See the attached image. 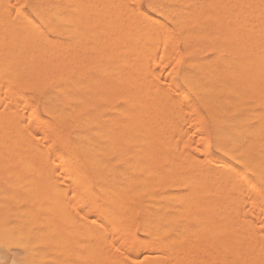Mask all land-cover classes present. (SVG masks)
<instances>
[{"label":"bare ground","instance_id":"1","mask_svg":"<svg viewBox=\"0 0 264 264\" xmlns=\"http://www.w3.org/2000/svg\"><path fill=\"white\" fill-rule=\"evenodd\" d=\"M5 1L7 2V0H5ZM5 1L0 0V85L3 84V85H1V88H2V86L5 85L4 83L8 82V84H9V81L12 83L17 82L19 84V81L22 80L23 78L33 77V75H35V74L41 75V72L43 70L44 65L48 63L47 62L48 61L47 60V57H48L47 47H48V45L50 46V44H52V41L50 39H48L46 36L48 33L54 34L60 40H67L69 42L71 41V42H73V44H76V45L79 43L82 44L83 48L85 49V54H86L87 49H89V51H90V49L93 50L95 48V46H97L100 55H97V52H94L97 50H94L93 52L101 60L99 61V66L96 67V70L98 68L99 72L103 76L104 75L109 76L110 74L111 75L112 74L119 75L120 70H118V69H120V68L123 69L124 66H129L131 68V69L129 68L130 71H132V72L134 71V74H136L138 72V69H140L141 67L149 69L150 66H152V65L154 66V62L156 63V61L155 60L153 61L151 58L156 55V54H154V51L156 52L155 48H158V47H155L154 48L155 50H153L151 44L154 43L156 45L158 42L157 43H155V42L151 43L150 42L151 44L150 43L147 44V41L149 39H150V41L154 40V38L152 39V37L155 34L157 36L161 35V37L163 38V36H164L163 34L168 33L167 28H166L168 26L163 27V25H165V24H163L164 22L162 23V21H169L174 26H176L175 28H177V27H180L182 24H184L183 22L185 21L186 17L189 18V15L190 14L193 15V13H195V12L196 13L200 12L203 15H205L206 12L208 13L209 9L218 10L215 14H217L219 12V10L220 11H227L228 10L229 13H231V10H233L230 7L233 5L228 4L230 2L229 0H228L229 2H226L224 0H202V1L201 0H182V1L187 2V3L185 2L186 5L185 6L184 5H176V6H174V8H172V6L170 5V3L174 0H165L166 2L163 4L159 2L161 0H150L149 2H151L152 4H154L156 6V11H151L152 12L151 14H145V13L141 12V13H138L137 15H134L132 13L133 16L130 18L128 17V19H129L128 21L125 20L126 19L125 18L124 21H127V22L123 23V21L119 20V18L121 17V16H119L120 15L119 11L121 13V9H123V10L125 9L124 12L126 13V10L128 8L126 9L127 6H125V8H124L123 3L125 4L129 0H127V1L126 0L125 1L124 0H63L64 8L60 7V1L61 0H43L36 7L35 16L37 17V20H35L31 16L22 15V16L18 17L17 21H15V20H13V17L10 16V14H9V18H12V19H9L7 17L6 11L8 10V6H9L8 4H10V3H8L7 4L8 6H7L4 3ZM116 1H118V3L120 4L119 5L117 3L119 5V7L122 4V8L118 9L117 8L118 6L116 7L117 4L113 5ZM122 1H124V2H122ZM178 1H181V0H177V3H178ZM256 1L257 0H249L247 2L245 1L246 6L242 2L239 3V1H238L237 2L238 4L235 5L234 10H233V11H235V13H237V15L234 13L235 16H233L232 18L228 17V16H230L228 13H227L228 15L226 14L227 17L225 15H222V14L218 15L219 14L218 13L217 14L218 16L226 17V20H229V22L226 26H224L225 25V22H224V24H223L224 27H221L219 25H221V23H223L224 19L217 16V18L215 19L216 22L213 23L214 25L209 23L212 26L211 27L212 32L209 31V28H210L209 24H207L209 26V28H207V26H204L205 24H202L201 21H198L195 23L193 20V22L195 23V24H193L194 26H192V28L190 30H188V32L184 36V38L185 37L188 38V37H191L194 35H196V36L198 35V38H199L201 36H199L200 34H198V32H200L203 29V27L204 28L206 27L208 29V32L207 31L205 32V29H204V33L209 34V32H210L211 35L214 36V38H216V39L218 38V42L220 43V45L218 46V49L211 51L214 54L218 53V55H219L218 62H216V64L212 65L209 62L203 61V59L202 60L194 59V60L190 61L189 68L191 70L189 72L184 73L181 76L180 86H182V88L185 90L186 94L193 95L195 100L206 109L207 115L211 119V122L213 124L212 139L214 142V146H215L216 151L222 155V159L220 161L215 159L213 161V163H209L207 161L210 159L212 162L213 158L211 159V158H209V156H206L204 154L205 156L203 155V158H201V157L200 158L206 164L202 162L204 165H202V163H201L199 166L200 168L196 172L192 171L193 173H191V170H190V171H188V173H190V174L185 173L184 175H182L181 173H183V172H181L180 173L181 176L176 173L177 175L180 176V178H178L177 176L176 177H177V180H181V183H182V184L180 183L181 186L178 185V187H182L181 190L176 189L177 188V186H176V188H173V189L168 190V191L167 190H161L158 193H151L150 191H148V189H151L152 183L154 185L156 183H154L152 180H151L152 183L147 182V181H142V179L140 180V183H138L137 182L138 180H136V177L139 174H141V175L143 174L144 176H149V175L151 176V175H157L158 174L159 177L156 176L158 182L157 181H155V182L160 183L161 182V181L159 182L160 179H162V178L164 179V177H166L168 175H169L168 177H171L174 175V172L180 168L179 165L181 163H179V161L183 160L181 162L182 163L184 162V158L177 162L178 158H177V156H175V154H177V152H176L177 149L179 147H181L180 144L184 143L183 139H185V138H182L180 135L183 132V131H181L182 129L180 128L181 127L180 126V124H181L180 119L182 122L186 121V120H184L186 118L181 117L182 113L184 114L186 108L181 109L180 106H181V103H183V101H184V104H182V107L186 104L185 101H186L187 96H189V95L185 96L184 95L185 93H184L183 94L184 97H182L183 95L181 96V94H182L180 91L181 89L177 88L178 90L177 89H175V90H177V91H179V93H181V94H178L179 97L176 94L178 99L180 98L179 99L180 103H179V105L177 104L178 100H177V98L176 99L173 98L174 95H172V98H171L173 101L170 102L171 99L170 100L167 99V96L169 94L167 96H166V94L168 93L170 88L174 87L171 85L172 84L171 80H170L171 83L168 82V80L171 77H167L168 79H167L166 84L169 83L172 87L165 90V91H167L166 94L159 95L161 93L160 90H159V92H158V90L157 91L154 90L155 89L154 83L157 84L156 83L157 80L154 81V83H153L152 80H150L151 78H148V77H147V79H149V81H146V79H145V81H143V82H146V83L148 82L149 84L153 83V86H154L153 90L154 91H151L152 90L151 87H153L152 84H150L151 87L149 85L148 87L145 88V90H143V89L140 90L141 88L138 89V87L144 86V84H145V83L144 84L139 83L140 85L138 84L139 85L138 87H136V84H132V85L130 84V87L128 86L129 89H126V91H125V89H124V91L122 90L120 92L116 91V92H118V94H116V95L114 93V95L117 96V98H121V100L123 102V104L121 106L119 105L118 109H116V108L114 109V107L112 108V109H114V111L116 113V115L114 114L115 117L116 116L118 117L116 119L121 122L120 125L123 126L126 124L125 126L127 129L124 126H123L124 128L123 127L120 128V129H126V131H120V132L116 131V123H117L116 119L115 118L113 119L112 117H110V115L106 116V118L101 117V120L105 119L104 121L94 120L92 118L95 117L96 115H98L99 113H98V111H95V113H94L91 109L89 110L88 106H87L88 109L86 108L85 111L83 109L80 112L81 115H79L78 109L81 107V105H79V107L77 105L81 101H83V102L86 101L88 103L89 102L91 103L92 101L102 102V103H104L103 109H105V106L110 103V99H112V97L114 98L113 93H111L113 95L112 97L109 94L107 95V91L110 90V89H108L109 85L106 87L105 85H103L104 83L103 84H97V83H94L91 81L94 84L90 88L88 87V85H87V87H85V90L88 89L87 93H85V95H84V93L81 92V91H83V88H81V86L79 89H76V91H79L78 93L77 92L76 93L71 92L72 86H75L74 85L75 81L73 79H68L64 82L61 81L62 84L60 86H58L56 89L54 88L55 90L48 93V94H44L43 91H40V89H37L36 91L39 92L38 94L40 96L39 101H43V103H44L43 104L44 114L51 116L58 123V127H60V129L61 128L63 129V127H65V126L66 127L64 129H66V128L71 129L73 127H76V129H77L76 133L73 135V139L66 141L64 144H61V145L59 143H62V142H60V139H58L57 135H56V137L54 136V141H51V143H48L47 141H45V142L42 141L41 135L43 137L46 135L45 132H44L45 135L43 134V128L45 127L44 130H46L47 128H51L52 126H49V125H46L49 127L43 126L42 119L40 117H38V115H36L35 112H34L35 114L33 113L34 110L31 111L28 109V108H30L29 107L30 105H27L28 106L27 107L26 105L23 104V103H26L25 101L22 102L24 100V98L21 99V101H19L20 98H18V96H16V94H15V96L17 97L15 100H17V99H19V100H18V102L13 103L12 101H14V100L12 98H14L13 97L14 95L12 96L11 93L9 95L7 90H6L7 92H5V93H7L9 96H12V98L8 97V95L7 96L3 95V94L0 95V172L6 171L7 174H8V171L12 172V173H18V172H24V173L26 172V173H30V174L35 173V175H33L32 178L33 179L35 178L34 181L36 180V182H37L39 180V177H36V175L38 173H40V172H47L48 173V174L46 173V176L43 175L44 173L42 174L43 177H41V178L43 180L44 177L47 178V175L50 174L52 177V173H54V172L57 173L56 172V168H57L59 170L58 172L62 173V174L59 173L61 175V179L59 180L60 182L57 183V186L53 185V183L50 185L52 187L55 186V190L57 189L56 187H58L59 185L62 187L61 190H60L61 187H59V189H57L59 191V192H57L58 194L63 190V186H66L64 188H65V191L67 190V188L70 186V185L67 186V183L72 184V187H73V185H76V184L78 185L79 188L84 187L82 185L88 179L86 180L85 177L83 178V175H81V178H80L78 175V174L82 173L84 170H89L95 175V179L97 180V184H96L95 188L98 191L99 196L96 197V192H95V195H92V194H94L93 193L94 189H93V186L90 185V182L88 185L90 190H92V191L88 190V192L90 191L92 193V194H89L90 197L87 196V194H88L87 192H86L87 193L86 195L83 194L85 188H83V189L81 188V191H77V192H79V194H81L80 196H83V197L86 196L85 198H87V199H82L83 197H81V199H82L83 203L85 202L84 200H87L86 202L89 205L86 202L85 203L87 204V206H89V209L86 210V213H87V215L89 213L90 215L93 216L92 218L90 216V218L92 219V222L90 223L91 224L90 230H88L89 231L88 235L90 234V238L87 235L88 231H86V228L88 227V225L86 226V228H83V230L86 231L87 238L89 240L91 239V242H92L91 244L89 243L91 249L86 250V251L90 250V252H88V254L86 255L87 257L90 255V260H86L87 262L90 261V264H109L111 262L110 261L111 259H112L111 264L114 263L113 258L108 259L111 256L110 255L106 256L105 251H104V249H106L105 246L107 247L110 238H112V236H111L112 234L119 236L116 240V243H115L116 247L115 248L113 247L114 248V251L112 253L113 256L114 255L117 256L116 260H118V256L120 254H122V252L127 249L129 251V255H130V257L127 261L132 262V264H133V261L135 260V258L138 257L140 254L147 253L145 255H146V258H148V259L156 258V257L152 256L151 250L153 249L154 246H156L158 244L163 245V248H164V249L162 248L163 251H161V253L163 252V255L162 256L160 255L159 257L157 256L160 259L158 264L168 263V261L171 260L172 256L175 258V259L172 258L175 260V264H189L190 259H192V258L196 259L195 256H197V255H195L193 257V251L194 250L197 251V253L200 252V255L202 254V252H205V254L207 253V255H208L207 259L202 258L204 260L200 264H211L212 261H214L216 259L218 260V261L216 260L217 263L214 261L213 264L214 263H216V264H218V263L219 264H264V249L262 250L260 247L261 244H264V242L262 241L264 239L262 237H264V236L260 234L262 236L261 237L259 235L258 232H260L261 230L259 227L256 228V226H255L259 223V222H256V218H257L256 216H259V214H258L259 210L257 209L258 212L257 211H254V213L252 212L253 215H255L254 217H256V218L254 220H252V218H250V221L253 222V224H255V225H253V228L255 227L254 230L256 229L255 231H257L256 233H257L258 237L259 238L261 237V239H259V240H261L262 242L258 240L256 235H254L255 234L254 231H253L254 233L252 232L251 235L252 236L254 235L253 237L254 238L256 237L257 239L256 238L255 239L257 240V242L259 241V243L254 244L255 240L254 239L252 240V238H251V240H248V241H250V242L253 241V242H251V243H253L252 244L253 246L249 245L248 244L249 242L246 243L247 242L246 238L244 239L243 235H240L241 232H243V234H245L246 236L250 234L249 232H251V230L253 229L252 227H251L252 229L249 227L250 223H251L250 221L247 222V221H244L242 219L243 225L241 226V229H238V230H240L239 231L240 234L238 231H232L235 228H237V225L240 223L239 220L237 221V217L239 218L241 216L240 219L243 217V215H241V214H244V213L240 212V210L241 211L243 210L242 206L244 204L246 206L248 204V202H246V201L248 200L251 202L252 199H250V198H253L252 193L250 191L248 192V194L251 193V194H249V195H251L250 198L248 197V194L246 193L247 191L245 192L244 187H247V185L245 186V184H247L248 182H251L254 185L260 183L264 188V138L262 136L263 132H264V17H261V19L259 18V20L256 17L258 22L254 20V26L252 23L251 27L248 26V27H250L248 29L246 26L249 25V21H248V23H246L247 25L245 24V22H246V20L250 19L249 17H251V16H248L250 12L248 13V15L244 14V15H247L248 18H246V16L242 17L240 15L241 13H242V15H243V13H245V11H246L244 9L245 7H247V9L249 11L250 10L254 11L256 9L255 7H257L256 6L257 3H258L257 4L258 5V7H257L258 13L261 15H264V1L262 3H260V7H259V2L256 3ZM8 2H9V0H8ZM232 3H233V1H232ZM179 4H180V2H179ZM129 6H130V3L128 4V7ZM31 7H33V6H30V8ZM129 9H130V7H129ZM123 10H122V13H123ZM248 10L246 12H248ZM257 10H255L254 12L257 13ZM233 11H232V13H233ZM130 12H128V13L131 15ZM135 12H137V11L135 10ZM220 13H222V12H220ZM223 13H226V12H223ZM211 14H213V13H211ZM211 14H209V15L212 16V18H215V14H214V16ZM123 15L129 16L126 14H123ZM253 15L256 16V14H252L251 18H253ZM156 16L161 17L162 21L157 19ZM195 16H198V15H193L194 18H192V19H195ZM258 16H260V15H258ZM203 17H205V16H203ZM122 18H123V16H122ZM206 18H208V17H206ZM244 18H246V20ZM210 19H211V17H209V20ZM186 20L188 21V19H186ZM190 20L188 21V23L190 22ZM199 20H200V18H199ZM196 21H197V18H196ZM251 21H253V20H251ZM255 23H256V25H255ZM161 25L163 27V29H162L163 31L161 30V27H160ZM173 25H171V26H173ZM158 26H159L161 31H159V28L157 30ZM123 27H125V28H123ZM164 28H166V29H164ZM189 28H190V26H189ZM169 29H171L170 31H172V28L168 27V30ZM119 30H122L123 32L128 31L127 33L129 35H131V36H128L130 38L126 39L125 42L122 43V41H123V40H121L122 37L125 38L128 34L126 36H124L126 33L123 35V32H122V34H121L122 36H121ZM111 31L114 32L113 35H115L116 31L117 32L119 31V35L117 34L116 38L121 37V39H120L121 41H119V39H116V38L115 39H116V41L121 42L123 44V49H122L123 51H121V55L119 54L120 56L117 54L118 52H120L119 50H118V52H115V50L112 51L111 49H109L110 52L117 54L116 55L117 57L114 56L115 57L114 58L115 61H113L114 63L110 62V60H111V59L109 60L110 57L108 59L106 58V56L104 54L105 51L100 52V50L103 47H105L106 45L101 47V44H103V43L99 42L100 35H102L103 33L108 34V32L110 33ZM158 31H159V33H158ZM97 33H98V35H97ZM204 33L201 32V34H204ZM107 34H105V35L107 36ZM170 34H171V32H170ZM108 35H111V34H108ZM170 36H172V35H170ZM168 37H169V34L166 35L167 39H168ZM182 37H183V34H182ZM49 38H51V37H49ZM103 38L101 41H104ZM158 38L160 40V37H158ZM166 38L164 37L163 39H165V41H166L167 40ZM111 39H114V38L111 37ZM163 39H161L159 41L161 43H158V44H162V42L164 41ZM107 40H110V39H107ZM107 40H105V41H107ZM191 40H192V38H191ZM206 40H208V39H206ZM211 40L209 39L208 43H209V41H210V43H213V42H211ZM105 41H104V43H105ZM154 41H157V40H154ZM167 41H166V43H163V45L167 44L168 43ZM71 42H70V45L72 46ZM108 42L109 41H107L106 44L111 45L110 43L108 44ZM118 42H117V44H119ZM170 42H172L171 39H170L168 44H171ZM218 42H217V44H218ZM59 43H61V42L56 41L54 43V41H53V44L55 46L56 45L60 46ZM172 43H174V41ZM204 43L207 44L206 42H204ZM98 44L100 45V47ZM113 44L115 45L114 42H113ZM65 45L66 44H64V46ZM148 45L151 47H149ZM197 45L195 46L196 48H197ZM77 46L79 47L80 45H77ZM117 46L115 45V48ZM211 46L214 47V44ZM153 47H154V45H153ZM164 47H167V46H164ZM206 47H208V46H206ZM63 48H65V47H63ZM211 49H213V48H211ZM74 50H76V49H74ZM104 50H106V49H104ZM185 50H184V52H185ZM189 50L191 51V49H189ZM207 50H209V49H207ZM68 51H70V50H68ZM77 51H79V50L77 49ZM204 51H206V48ZM215 51H217V52H215ZM53 52H55V51L53 50ZM48 53H50V52H48ZM70 53H71V51H70ZM54 55L57 56L58 54H54ZM213 55H212V57H213ZM52 56H53V54H52ZM60 56H59V58H60ZM86 56H88V55H86ZM52 59H54V58H52ZM63 59H64V57H63ZM103 59L105 60L104 62L111 63V64L110 65L104 64L102 62ZM150 61H152L153 63H151ZM58 62H60V60ZM71 62H72V60H71ZM83 62L85 64L86 60ZM83 62H81V65ZM91 62H93V61H91ZM48 64H52V62L50 61V63H48ZM63 64H65V63L63 62ZM70 66H72V65H70ZM125 68H128V67H125ZM44 70H45V67H44ZM126 70H124V72ZM141 70H139L140 71L139 73H141L140 77H142V71L144 69L142 71ZM46 71H47V69L45 70V72ZM58 71L59 70L57 69L56 72H58ZM45 72H43V74ZM99 72H97V73H99ZM124 72H122V73H124ZM146 72H144V73H146ZM72 73H73V71H72ZM74 73H76V71H74ZM74 73H73V75H74ZM93 73H94V71H93ZM122 73H120V75ZM126 73H129L128 70ZM126 73H124L126 77L129 76V74L130 75L132 74V73H129L126 75ZM149 73H151V72L149 71ZM152 74H154V73H152ZM156 75L154 74L153 76L157 77ZM74 76H76V75H74ZM131 76H132L131 78L134 80L135 79V77H133L134 75H131ZM143 76L145 77L146 75L143 74ZM149 76L153 78V76H151L150 74H149ZM47 77H48V74H47ZM116 77L117 76H114V78H113V76H110L109 78L117 80V83L120 82V81L118 82V80H120V79L122 80V78H124L123 74H122V77L120 76L121 77L120 79L119 78L116 79ZM127 78L129 79V77H127ZM136 78H138V77H136ZM83 80H84V78H83ZM92 80L95 81V78L92 77ZM115 80H113V81H115ZM142 80L137 81V82H142ZM24 81L25 80L23 79V82ZM126 81L128 82V80H126ZM88 82L89 81H87V83ZM127 82H126V84L129 85V83H127ZM114 83H116V82H114ZM114 83H112V84H114ZM123 83H125V82H123ZM123 83L121 82L120 85H122ZM21 84L22 83H20L19 85H21ZM85 85H82V87ZM124 86H126V85H124ZM4 87H6V89H8L9 85L4 86ZM77 87H78V85H77ZM158 88H160V87H158ZM11 89H12V87H11ZM51 89H53V88H51ZM1 90H3V89H1ZM15 90H16V88H15ZM12 91L14 92V90H12ZM12 91H10V92H12ZM172 91H173V89H172ZM155 92H157L158 94ZM33 93L34 92H32V94ZM152 93H153V95L155 94L154 97L158 95L157 97L154 98L158 104L155 103L156 106H152L153 107L152 110H154L153 112H155V109H157V110L162 109V114L164 113V116H163L164 119H162V122L160 121L161 123H159L157 121V119L159 118L157 116V119L155 120V121H157L156 122L157 123L156 128L151 127L150 121H152V120L149 119L150 117H148V119H147L148 121L143 119L146 116H150V115H147V113H150V111L148 110L147 107L149 105V100L151 99ZM169 93L171 94V92H169ZM252 93L253 94L254 93L259 94V96H257L258 99L256 101V104L258 107L257 109L256 108L255 109L250 108L252 105L251 106L249 105V108L246 107V106H248V104L246 106L242 105V103L244 102L243 100L246 99V96L248 94L253 95ZM256 94H255V96H256ZM33 97H35L34 94H33ZM181 97L183 98L182 99L183 101H181ZM108 98H109V100H108ZM31 100L32 99H30V101ZM174 100L177 102L174 103ZM34 101L36 102L37 100H34ZM53 101H54V103L52 104ZM65 101L69 102V104H67L65 107H62L60 104L62 102H65ZM83 102H81L80 104H82ZM253 102H255V101H253ZM18 103H19V105L22 104V105H24V107L25 106L27 107L28 110L24 109L23 107H22V109L28 111V113L26 112V114L28 116L26 114H25L26 116L24 115V112H25L24 110H22V111H21V109L18 110L19 109ZM16 104L18 106H15ZM155 104H153V105H155ZM91 105H92V103H91ZM21 106H19V107H21ZM184 107H187V109H188V106H184ZM98 108H100V107L98 106ZM112 109H110V110L107 109V110L112 111ZM187 109H186V111H188V113H190V115H192L194 113V112L192 113L193 109H188V110ZM29 111H31V113ZM101 111H103V110H101ZM193 111H195V110H193ZM186 113L187 112H185V114H184L185 116H186ZM111 114H113V113H111ZM151 115H152V112H151ZM153 115H155V114H153ZM193 115H194V117H196L195 113ZM200 115H202V114H200ZM194 117L191 116L192 119ZM197 117L194 118L193 121L190 120V122L193 123L195 120H198ZM127 118H132V120L130 119L127 122V120H125ZM123 119H124V121H126L125 124H123L124 123ZM202 121H203V119H202ZM47 122L48 121H46V123ZM185 123H183V124L185 125ZM193 124H195V123H193ZM194 128H197V126ZM184 129H186V128L184 127L183 130ZM197 129L199 130L201 128L199 127ZM50 130H52V129H50ZM178 130H179V132L181 131L180 134H179V132L177 133ZM201 130H204V129H201ZM52 132H55V131L52 130ZM174 132L177 135L176 139H177L178 135L180 136V137H178L180 140L182 138V141H180L181 143H179L178 139L177 140L175 139L179 143V145L177 146V149H176L177 143H175V145H174L173 143L175 140L172 141ZM185 134H187V133L185 132L184 134H182V136H185ZM46 137L50 138L49 135H46ZM157 137L161 138V142L164 141L161 145L162 146L161 150L163 149L162 152L165 151V153L163 152L164 155H161L163 153H161L160 155L165 156V157H161L160 161L163 158L164 160H166L165 163H167L165 169H163V167H162L163 171L161 173H158V172H160L159 170H158V172L157 171L154 172L153 171L154 168L152 170L151 169L152 166H151V168L149 166V164H150V162H148L149 158L147 159L148 150H150L149 147H150V145L154 144L153 139L157 138ZM47 139L43 138V140H47ZM48 140H53V139H48ZM151 142H152V144H151ZM125 143L127 145L130 144L131 148H132L131 152L128 155H125L126 153H124V152H126L125 148L123 146V144H125ZM157 143H159V142H157ZM58 144L60 145L59 147L61 149V152L64 151L66 153V156L64 157L63 160L60 158V156H59L60 154H59L58 150H57V152L54 151L55 149L59 148ZM155 144H156V142H155ZM55 145H57V148L54 149ZM202 145H203V143L201 144V146ZM183 146H182V148H183ZM159 147H158V149H160ZM198 147H200V146L195 147L196 150ZM153 148H154V146H153ZM48 149H50L49 150L50 152L48 151ZM158 149H156V150H158ZM175 149H176V151H175ZM151 150L149 151L150 153H151ZM161 150L159 152H161ZM193 150L195 151V149H193ZM199 150L201 152V150H203V149H199ZM199 150H197V151H199ZM181 151L182 150H180V152ZM184 151H185V154L188 157V159H190L188 162H186L188 164L187 167L192 168L193 165L194 166L196 165L195 163L197 161H194L193 159L197 155L195 156L193 153H190V152L186 153L187 150H185V149H184ZM159 152L157 155H159ZM180 152L178 154H180ZM203 153H205V151H203ZM182 154H184V152ZM182 154H180V155H182ZM191 154L194 155V157L192 159H191ZM110 156H112V159L109 158ZM186 156H185V161L188 160L186 158ZM200 156H201V153H200ZM175 157L177 160L175 159ZM204 157L205 158L208 157L207 158L208 160H205ZM155 159H156V157H155ZM201 159H199L200 162H201ZM196 160H197V158H196ZM156 161H158V160H156ZM156 161H154V162H156ZM216 161H217V163H215ZM115 163L120 164V165H125L127 167L126 171H124V172L118 171L117 176H115L114 172L116 169L113 168V165ZM197 165H199V163H197ZM190 168H188V169H190ZM156 172H157V174H156ZM177 172H180V170ZM55 173H54V176L56 175ZM0 174H2V173H0ZM30 174H28L29 176H26L29 179L32 175V174L31 175ZM72 174H75V175L77 174L78 176L73 177ZM5 176H7V175H5ZM11 176H13V175H11ZM174 176H173V178H175ZM26 177H25V179H26ZM151 177H153V176H151ZM151 177L149 179H152ZM13 178L16 179V176ZM32 178H31V180H32ZM46 178L44 179V183L46 181ZM82 178L85 179V181L81 180ZM171 178H169V179H171ZM139 179H140V177H139ZM16 181H17V179H16ZM34 181L30 182V183L28 182V184H29L28 186H32L31 184L32 183L34 184ZM53 181H54V179L52 180V182ZM118 181L120 182V184L118 183ZM164 181H165V179H164ZM25 182H27V180ZM175 182L173 183L172 187H175L174 186ZM85 184H87V182ZM252 184H250L251 187H252ZM5 185H6V183H5ZM9 185H10V183H9ZM15 185H14V187H15ZM23 185H24V183H23ZM170 185H171V183H170ZM12 186L13 185H11V187ZM28 186H25L24 188L26 189V187H28ZM36 186H37V183L33 186V191H34V187L36 188ZM38 186H39V184H38ZM51 186L48 189H50ZM88 186L86 185V187H88ZM43 187H44V185H43ZM43 187H41V188H43ZM152 187L154 188V186H152ZM28 188L26 189V191L29 190ZM76 188H77V186H76ZM31 189L32 188H30V190H29L30 192H32ZM73 189H74V187H73ZM86 189H88V188H86ZM86 189H85V191H86ZM247 189H249V188H246V190ZM44 190H46V187H44ZM51 190L54 191L55 196L58 195L55 193L56 192L55 190H53V189H51ZM154 190H157V189H154ZM255 190L257 191L256 193H258L259 189L256 188ZM29 191H28V194L30 193ZM32 193H34V192H32ZM64 193H63V195H64ZM24 194H27V193H24ZM140 194L144 195V199L142 202H140V203H142L140 206L146 210V215L143 216L144 215V213H143V215H142L143 217H141L139 219V221L138 220L137 221L141 225L142 236L148 240V244L146 247H141V246H139L140 244L137 245L138 242L136 244L135 240L138 241L139 234L137 232H132L133 230L131 228H130L131 231L126 230L128 227L125 229V225H123V222H126V220L133 222L132 210L135 209V208L133 209V205H134L133 200H134L135 196L140 195ZM258 194H261V192H259ZM258 194H256V195H258ZM6 195H7V193H6ZM11 195H13V194H11ZM45 195H47V194H45ZM52 195H53V193H52ZM246 195H247V197H246ZM28 196L30 197L31 193H30V195H27V197ZM59 196H61L60 198L62 200H60V198H57L58 197L57 196L56 198L58 200H60V204H59V201H57L58 202L57 205H58V207L62 206V208L59 209L62 212L59 210H58V212L62 216H64L65 214L68 215V213L66 212L67 209L65 211V214H63L64 210H65V209H63V206L66 205L67 200L63 202L64 205L61 204L62 201L65 200L66 196L64 195L65 198H63V196L60 194H59ZM80 196H77V198L75 200L78 201V198L80 199ZM262 196H264V195H262ZM9 197H11V196H8V198ZM32 197H33V195H32ZM46 197H48V195ZM260 197L261 196L259 195V198H257L258 201H260V199H261ZM11 199H13V198H11ZM14 199H16V198H14ZM23 199H24V197H23ZM30 199H31V197H30ZM51 199H53V198H51ZM81 199H80V201H81ZM47 200H49V199H47ZM47 200H46V202H47ZM263 200L264 199L262 197V201ZM10 201H12V200H10ZM23 201H25V200H23ZM29 201L30 200H28V202ZM53 201H55V200H53ZM30 202H32V200ZM250 202H249V205H251ZM255 202L257 203V201H255ZM251 203H253V202H251ZM260 203L262 204V202H260ZM260 203L258 202V204H260ZM263 203H264V201H263ZM1 204L3 205V203H1ZM258 204H257V206H258ZM4 207H5V205H4ZM136 207H137V204H136ZM248 207L246 209H248ZM5 208H7V207H5ZM65 208H66V206H65ZM200 210H204L205 214L200 215L201 214L199 212ZM249 210L250 209H248V211ZM261 211L264 212L263 209ZM52 212H53V208L51 210V213ZM255 212H257V215ZM245 213H246V211H245ZM94 214H97V216L99 217L98 221L93 220V219H97V218H94V217H96ZM187 214H188V217H189V214L192 215V219L194 221H196V224L198 227V229L196 228L197 231L193 230V229H195L193 226H191V227H193L192 229L191 228L189 229V230H192L191 232L188 231V227L186 229H184V227H180L181 229H177V230H179L178 232L176 231L177 233L173 231V234L176 233V236H175V238H172L171 237L172 230L174 229V227L177 224H179L178 218L181 216L184 217ZM12 215H13V213H12ZM24 215H26V213ZM24 215H23V217H24ZM28 215L29 214L27 211V216ZM247 216L245 215V217H247ZM26 217H25V220L28 221V219H26ZM87 217H89V216H87ZM260 217H261V215H260ZM262 218H264L263 215H262ZM19 219L17 218V220H19ZM91 219L89 220V222L91 221ZM186 219H187V217H186ZM20 220L22 221V219H20ZM263 220H260V223L264 224ZM184 221H185V219H184ZM194 221H192V225H194L193 224ZM134 223H133V225H134ZM241 223H242V221H241ZM107 226H108L109 230L107 229ZM180 226H181V224H180ZM259 226L262 228L261 224ZM131 227L134 228V226H131ZM245 227H248V229L246 228L249 231L248 234H246V229H245V231L243 230V228H245ZM106 230H108L110 233L108 234V232ZM258 230H260V231H258ZM262 230H263V228H262ZM230 231H232L231 235H227V233L230 234ZM129 232H130V234H129ZM192 232H193V234H191V237H192V235H193V237H195L194 235L197 233L196 234L197 238L195 239V241L190 240L193 237L192 238L188 237L189 234ZM260 233H263V232L261 231ZM28 234L30 235V231ZM251 235L247 236V238L249 239V237H251ZM20 236H22V235H20ZM169 238H172V240ZM141 239H143V238H141ZM146 239H145V241H146ZM167 239H169V240L166 241ZM33 241L34 240H32V243H35ZM86 241H87V243H86V245H87L88 240L86 239ZM30 245H33V244H30ZM28 247H29V245H28ZM157 247H159V246H157ZM206 249H208L209 252ZM107 251H109V250L107 249L106 252ZM37 254H39V253L36 252V255ZM191 254H192V256H191ZM127 255H128V253H127ZM146 258H145V260H146ZM119 259H121V258H119ZM123 260L115 262L114 264H125L127 261L125 262L124 258H123ZM39 261H42V260H39ZM195 261L198 262V260H195ZM152 263L149 262V264H152ZM34 264H37V263L34 262ZM87 264H89V262ZM128 264H130V263H128Z\"/></svg>","mask_w":264,"mask_h":264},{"label":"rangeland","instance_id":"2","mask_svg":"<svg viewBox=\"0 0 264 264\" xmlns=\"http://www.w3.org/2000/svg\"><path fill=\"white\" fill-rule=\"evenodd\" d=\"M3 1H5V0H3ZM41 1H43V0H27V3L30 5V6H33V7H28V8H23V7H21V5H23L24 4V2H25V0H9V2H8V0H7V2L5 1L4 3L7 5L8 3H10V4H8L7 6H8V10L6 11V14H7V17L9 18V14H10V16H12L13 17V20H15V21H17L18 20V17H20V16H22V15H28V16H31L32 18H34L35 20H37V17L35 16V11H36V7L38 6V4L41 2ZM125 1V0H124ZM124 1H122V2H124ZM127 1V0H126ZM130 1V2H129ZM127 3H123V7L125 8V6H127L126 7V13L124 12L125 11V9L123 10V9H121V13H122V10H123V13L121 14L120 13V11H119V16H121L120 18H119V20L120 21H123V23H125V22H127L129 19H128V17L130 18V17H132L133 16V14L134 15H137L138 13H141V11H139V10H137V9H134V8H132V4L134 3V0H129ZM150 1V0H145V3H148V2ZM202 1V0H201ZM224 1H226V2H229L228 4L229 5H233V6H230L231 7V9H233L234 10V7H235V5L236 4H238L237 2L239 1V3L240 2H242L245 6H246V2L247 1H249V0H232L233 1V3H232V1L231 0H224ZM235 1V2H234ZM264 0H257L256 1V3L257 2H259V7H260V3H262ZM160 3H165L166 1L165 0H161V1H159ZM179 2H180V4H179ZM186 1H178V3H177V0H174V1H172L171 3H170V5L172 6V8H174V6H176V5H186V3H185ZM34 3V4H33ZM118 3V1H116L113 5H115V4H117ZM130 3V9H129V7H128V4ZM36 4V5H35ZM119 4V3H118ZM116 5V7L118 8V9H120V8H122V4H121V6L119 7V5ZM258 4V3H257ZM256 4V6L258 7V5ZM11 5V6H10ZM10 7V8H9ZM14 7V8H13ZM60 7L61 8H64V3H63V0H61L60 1ZM257 7H255L254 9L255 10H257ZM32 9V10H31ZM246 11L248 10L247 9V7H245L244 8ZM135 10L137 11V12H135ZM233 10H231V13H232V11ZM254 10V11H255ZM11 11V12H10ZM130 12L131 13V15L128 13V12ZM134 11V12H133ZM218 10H215V9H209V11H208V13L206 12V14L205 15H203L202 13H200V12H198V13H193V15H198V16H195V19H192V18H194L193 17V15H189V18L188 17H186V19H188V21L190 20V22L188 23V21L185 19V21L183 22L184 24H182L180 27H177V28H175L176 26H174L171 22H169V21H162V18L161 17H159V16H156V18L157 19H159V20H161L162 21V23L163 24H165V25H163V27H165V26H168L169 28H172V31H170L171 29H169L168 30V27H166L167 28V31H168V33L166 34V35H168L169 34V37H168V39L166 38V35L165 34H163L162 36H163V38L165 37L167 40V42L169 43V41H170V39H171V41L173 42L174 41V43H172V42H170L171 44H164L163 45V43H166V41H165V39H163L162 37H161V35H159V36H157L156 34V36L154 35H152L153 37H152V39L154 38V40H157V41H154V40H151L150 41V39L147 41V44L148 43H152V42H155V43H161V42H159L161 39H163L162 41V44H154V43H150L151 44V46H152V48H153V50H155L156 49V52L154 51V54H156L154 57H152L151 59L154 61H156V63L154 62V66L152 67V66H150V68L148 69V68H144V67H141L140 69H138V72L136 73V74H134V71L132 72V71H130V67L129 66H124L123 67V69L122 68H120V69H118V70H120V73H122V72H124V70H128V72L129 73H132L131 75H134L133 77H135V79L133 80L131 77V75L129 74V73H126L127 72V70L124 72V73H126V75L127 74H129V76H127V77H129V79L125 76V74L124 73H122L123 74V77L124 78H122V80L120 79L121 77H122V74L120 75V73H119V75L121 76H119V75H115V74H110L109 76L107 75H102L100 72H99V70H98V68H97V70H96V67L97 66H99V61L101 60L98 56H96V54H94V52H97V55H100L99 54V51H98V47L97 46H95V48L92 50V49H90V51H89V49H87L86 50V54H85V49L83 48V46H82V44H77V45H80L79 47L76 45V44H73V42H71V44H72V46L70 45V42L69 41H67V40H60L57 36H55L54 34H47L46 36H47V38L48 39H50L51 41H52V44H53V41H54V43L56 42V41H60L61 43H59V45L60 46H58V45H52V44H50V46L48 45V47H47V49H48V52H50V53H48L47 52V54H48V57H47V62L48 63H50V61L52 62V64H45L44 65V67H45V70L47 69V71L45 72V70H44V67H43V70H42V72H41V75L40 74H35V75H33V77H27V78H23L25 81L23 82V79L22 80H20L19 81V84L20 83H22L21 85H19L17 82H10L9 81V84H8V82L7 83H4L5 85L4 86H8L9 85V87H8V89H6V87H4V86H2V88H1V85H3V84H1L0 85V95H8L7 93H5V92H7L8 91V93H9V95H10V93H11V95L14 97V98H12V96H9L8 95V97H11L14 101H12L13 103H16V102H18V100L19 99H17V100H15L17 97L16 96H18V98H20V100L19 101H21V99H23L24 98V100L22 101V102H26V103H23L24 105H30L29 107L30 108H28L29 110H31V111H33V113L35 112L36 113V115H38V117H40L41 119H42V124H43V126H46V125H49V126H52L51 128H47L46 130H44L45 129V127L43 128V134H44V132L46 133V135H49L50 136V138L49 137H46V135L43 137L42 135H41V138H42V141H47L48 143H51V141H54V136L56 137V135H57V137H58V139H60V142H62V143H59L60 145L61 144H64L66 141H69V140H71V139H73V135L76 133V131H77V129H76V127H73V128H71V129H68V128H66V129H64L65 127H63V129L61 130L60 129V127H58V123L51 117V116H48V115H46V114H44V112H43V101H39V92L38 91H36L37 89H40V91H43L44 92V94H48V93H50V92H52V91H54L58 86H60L61 84H62V82L61 81H66V80H68V79H73L74 81H75V86H72V88H71V92H79V91H76V89H79L80 88V86H81V88H83V91H81L82 93H84V95H85V93H87V90L88 89H86L85 90V87H87V85H88V87L90 88V87H92V85L94 84V83H97V84H103V85H105L106 87L108 86V89H110V90H108L107 91V95L109 94V95H111V97L114 95V93H115V95L116 94H118V92H120V91H124V89H125V91H126V89H129V87H130V84L132 85V84H136V87H138L140 84L139 83H141V84H144V86H141V87H138V89H140V90H145V88L146 87H148L150 84H152V86H153V83H154V81H156V83L157 84H155L154 83V85H155V89H154V86L153 87H151V85H150V87L152 88V90L151 91H154V90H158V92H159V90H160V94L159 95H161V94H166V92L167 91H165V90H167L168 88H170V87H172V86H174L173 88H170L169 89V91H168V93L166 94V96H167V99H171L172 98V95H174L173 96V98H177V100H178V105H179V103H180V98L178 99V97H179V95L178 94H181V96L185 93V90L182 88V86H180V84H181V76L184 74V73H186V72H189L191 69L189 68V63H190V61H192V60H194V59H197V60H202L203 59V61H206V62H209L210 64H216V62H218V59H219V55H218V53H212L211 51H213V50H216V49H218V46L220 45V43L218 42V38L216 39V38H214V36L213 35H211V33L209 32V34H207V33H204V29H205V32L207 31L208 32V29L207 28H209V26H210V28H209V31H211L212 32V26L210 25V24H212V25H214L213 23H215L216 22V18H217V16L218 15H220V14H222V15H225L226 16V14L228 13L230 16H228V17H233V16H235V14L237 15V13H235V11H233V13L231 14V13H229V11L227 12V11H220L219 10V14L217 15V14H215L216 12H217ZM245 11V13H243V15H242V13L240 14L242 17H244V16H246V18H248L247 17V15H248V13H249V15L248 16H251L252 17V14H256V16L255 15H253V18H251V17H249L250 19H248V20H246V18H244L245 20H246V22H245V24L246 23H248V21H249V25H247L246 27L249 29L250 27H251V24L253 23V26H254V20L255 21H257L258 22V20H259V18L261 19V17H264V15H261V14H259L258 13V10H257V13L256 12H254V11H252V10H248V12H246ZM8 12V13H7ZM220 12H222V13H220ZM223 12H226V13H223ZM133 13V14H132ZM152 12H151V10H149V11H147V12H145V14H151ZM211 13H213V14H211ZM235 13V14H234ZM19 16H18V15ZM123 14H126V15H129V16H125V15H123ZM209 14H211V15H213L214 16V14H215V18H212V16H210ZM227 14V15H228ZM244 14H247V15H244ZM260 15V16H258V15ZM16 15V16H15ZM232 15V16H231ZM122 16H123V18H122ZM125 16V17H124ZM202 18H201V17ZM203 16H205V17H203ZM200 18V20H199V18ZM206 17H208V18H206ZM209 17H211V19L209 20ZM218 17H220V16H218ZM227 17V16H226ZM226 17H220V18H222V19H224L223 20V23H221V25H219V26H221V27H224V26H226L227 24H228V22H229V20H226ZM255 17V18H254ZM258 18V20H257V18ZM126 18V19H125ZM196 18H197V21H196ZM9 19H12V18H9ZM122 19V20H121ZM124 19L125 20H127V21H124ZM230 19V18H229ZM193 20H194V22L196 23V22H198V21H201V23L202 24H205L204 26H207V28L205 27H203V29L200 31V32H198V34H200L199 36H201V37H199L198 38V35L196 36V35H194V36H191V37H188V38H184V36H185V34L188 32V30H190L191 28H192V26H194L193 24H195L194 22H193ZM244 20V21H245ZM251 20H253V21H251ZM212 22V23H211ZM222 22V21H221ZM224 22H225V25L223 26V24H224ZM251 22V23H250ZM210 23V24H209ZM191 24V25H190ZM207 24H209V26L207 25ZM258 24V23H257ZM162 25L160 26L161 27V30L163 29V27H162ZM171 25H173V26H171ZM255 25H256V23H255ZM189 26H190V28H189ZM248 26H250V27H248ZM123 28H125V27H123ZM158 28H159V26L157 27V30H158ZM166 28H164V29H166ZM179 28V29H178ZM178 29V30H177ZM211 29V30H210ZM160 30V28H159V31H161ZM177 30V31H176ZM187 30V31H186ZM120 31V35L122 34V30H119ZM119 31L117 32H115V35H113V31H111L110 33L108 32V34H111V35H108L107 33H103L102 35H100V38H99V42H102L103 44H101V47H103V46H105V47H103L101 50H100V52H104V54H105V56H106V58L108 59L109 57V60H110V62L111 63H114L113 61H115V57H117L116 55L118 54H120L121 55V51H123L122 49H123V42H125V40L126 39H128V38H130V37H128V36H131V35H129L126 31H124L123 32V35L124 36H126L127 34V36L124 38V37H122V39H121V37H119V38H116V36H117V34L119 35ZM159 31H158V33H159ZM163 31V30H162ZM166 31V32H167ZM170 32H171V34H170ZM181 32V33H180ZM201 32L202 33H204V34H201ZM101 34V33H100ZM105 34H107V36L105 35ZM182 34H183V37H182ZM97 35H98V33H97ZM105 35V36H104ZM113 35V36H112ZM170 35H172V36H170ZM178 35V36H177ZM104 38H103V37ZM115 36V37H114ZM122 36V35H121ZM196 36V37H195ZM206 36V37H205ZM49 37H51V38H49ZM106 37V38H105ZM109 37V38H108ZM111 37L112 38H114V39H111ZM157 37V38H156ZM158 37H160V40H159V38ZM171 37V38H170ZM102 38H103V40L105 41V40H107V39H110V40H107V41H109L108 42V44L110 43L111 45H107L106 43H107V41H105V43H104V41H101L102 40ZM119 39V41H121V40H123L122 41V43L121 42H118V41H116V39ZM124 38V39H123ZM191 38H192V40H191ZM194 38V39H193ZM196 38V39H195ZM198 38V39H197ZM205 40H204V39ZM55 39V40H54ZM121 39V40H120ZM183 39V40H182ZM189 39V40H188ZM200 39V40H199ZM206 39H212L211 40V42H213V43H210V41H209V43H208V40H206ZM112 40V41H111ZM197 40V41H196ZM215 40V41H214ZM112 43H111V42ZM199 41V42H198ZM218 42V44H217V42ZM69 42V43H68ZM113 42L115 43V45L117 46L116 48H115V45L113 44ZM117 42L119 43V44H117ZM198 42V43H197ZM203 42V43H202ZM204 42H206L207 44H205ZM215 42V43H214ZM201 45H200V44ZM62 44V45H61ZM64 44H66L65 46H64ZM113 44V45H112ZM174 44V45H173ZM198 44V45H197ZM206 46H208V47H206ZM214 44V47L213 46H211V45H213ZM68 45V46H67ZM99 45V44H98ZM153 45H154V47H153ZM160 45V46H159ZM189 45V46H188ZM197 45V48L195 47ZM210 45V46H209ZM222 45V44H221ZM114 46V47H113ZM149 46V45H148ZM151 46H149V47H151ZM164 46H167V47H164ZM169 46V47H168ZM61 47V48H60ZM63 47H65V48H63ZM78 47V48H77ZM97 47V48H96ZM99 47H100V45H99ZM113 47V48H112ZM155 47H158V48H155ZM56 48V49H55ZM155 48V49H154ZM186 50H185V49ZM194 48V49H193ZM205 50V48H206V51H204L203 49ZM211 48H213V49H211ZM52 49V50H51ZM59 51H58V50ZM70 50L71 51V53H70V51H68V50ZM74 49H76V50H74ZM77 49L79 50V51H77ZM81 49V50H80ZM104 49H106V50H104ZM109 49H111L112 51H114L115 50V52H118V50L120 51V52H118L117 54H115V53H113V52H110V50ZM188 49V50H187ZM189 49H191V51L189 50ZM207 49H209V50H207ZM53 50L56 52H53ZM65 50V51H64ZM94 50H97V51H94ZM103 50V51H102ZM109 50V51H108ZM184 50H185V52H184ZM94 51V52H93ZM108 51V52H107ZM201 51V52H200ZM59 52V53H58ZM67 52V53H66ZM75 54H74V53ZM184 52V53H183ZM215 52H217V51H215ZM70 53V54H69ZM92 53V54H91ZM180 53V54H179ZM186 53V54H185ZM51 54V55H50ZM52 54H53V56H52ZM54 54H58L57 56L56 55H54ZM198 54V55H197ZM214 54V55H213ZM61 55V56H60ZM64 55V56H63ZM78 55V56H77ZM86 55H88V56H86ZM108 55V56H107ZM119 55V56H120ZM212 55H213V57H212ZM51 56V57H50ZM59 56H60V58H59ZM68 56V57H67ZM115 56V57H114ZM180 56V57H179ZM63 57H64V59H63ZM77 57V58H76ZM205 57V58H204ZM50 58V59H49ZM52 58H54V59H52ZM59 58V59H58ZM154 58V59H153ZM58 59V60H57ZM106 59V60H107ZM114 59V60H113ZM208 61H207V60ZM60 60V62H58ZM70 60V61H69ZM71 60H72V62H71ZM79 60V61H78ZM86 60V62H85V64H84V62L83 61H85ZM211 60V61H210ZM65 63V64H63V62ZM88 61V62H87ZM91 61H93V62H91ZM95 61V62H94ZM105 60L103 59V63L104 64H106V65H110L111 63H106V62H104ZM178 61H179V63H178ZM189 61V62H188ZM55 62V63H54ZM79 62V63H78ZM81 62H83L82 63V65H81ZM151 63H153L152 61H150ZM212 62V63H211ZM150 63V64H151ZM60 66H59V65ZM62 64V65H61ZM64 65V66H63ZM70 65H72V66H70ZM77 65V66H76ZM89 65V66H88ZM70 66V67H69ZM84 66V67H83ZM91 66V67H90ZM94 66V67H93ZM51 69H50V68ZM90 67V68H89ZM125 67H128V68H125ZM66 68V69H65ZM80 68V69H79ZM130 68V69H129ZM57 69L59 70L58 72H56L57 71ZM122 69V70H121ZM144 71V72H146V73H144L142 70ZM148 69V70H147ZM166 69V70H165ZM173 69V70H172ZM50 70V71H49ZM65 70V71H64ZM139 70H141L142 71V77H140L141 76V73H139L140 71ZM146 70V71H145ZM72 71H73V73H74V71H76V73H74V75H76V76H74L73 75V73H72ZM93 71H94V73H93ZM149 71L151 72V73H149ZM43 72H45L44 74H43ZM50 72V73H49ZM52 72V73H51ZM64 72V73H63ZM97 72H99V73H97ZM57 73V74H56ZM60 73V74H59ZM152 73H154L157 77H154L153 75L154 74H152ZM46 74V75H45ZM47 74H48V77H47ZM51 74V75H50ZM53 74V75H52ZM143 74H145L146 76V78L143 76ZM149 74L151 75V76H153V78L152 77H150L149 76ZM58 75V76H57ZM85 75V76H84ZM136 75V76H135ZM139 75V76H138ZM170 75V76H169ZM51 76V77H50ZM74 76V77H73ZM110 76H113V78H114V76H117L116 77V79H120V80H118V82L119 83H117V80H115V79H111V78H109ZM37 79H36V78ZM61 77V78H60ZM63 77V78H62ZM71 77V78H70ZM92 77L93 78H95V81H93L92 80ZM136 77H140L139 79L138 78H136ZM147 77L148 78H151L150 80H152V82L153 83H146V82H143V81H145V79H146V81H149V79H147ZM167 77H171L169 80H168V82L169 83H171V81H172V86L168 83V84H166L167 83ZM66 78V79H65ZM83 78H84V80H83ZM107 78V79H106ZM144 78V79H143ZM31 79V80H30ZM48 79V80H47ZM77 79V80H76ZM125 79V80H124ZM143 79V80H142ZM80 80V81H79ZM89 81L88 83H87V81ZM113 80H115V81H113ZM124 80V81H123ZM126 80H128V82L126 81ZM140 80H142V82H137V81H140ZM171 80V81H170ZM22 81V82H21ZM48 81V82H47ZM52 81V82H51ZM94 82V83H92V82ZM100 81V82H99ZM102 81V82H101ZM105 81V82H104ZM26 82V83H25ZM81 82V83H80ZM114 82H116V83H114ZM121 82L123 83V82H125V83H123L122 85H120L121 84ZM126 82L127 83H129V85H127L126 84ZM11 83V84H10ZM84 83V84H83ZM112 83H114V84H112ZM78 85V87H77V85ZM86 84V85H85ZM116 84V85H115ZM139 84V85H138ZM159 84V85H158ZM174 84V85H173ZM14 85V86H13ZM30 85V86H29ZM34 85V86H33ZM82 85H85V86H83L82 87ZM112 85V86H111ZM124 85H126V86H124ZM158 87H160V88H158ZM168 87H167V86ZM16 86V87H15ZM21 86V87H20ZM114 86V87H113ZM124 86V87H123ZM129 86V87H128ZM162 86V87H161ZM177 86V87H176ZM11 87H12V89H11ZM32 87V88H31ZM74 87V88H73ZM76 87V88H75ZM110 87V88H109ZM149 87V88H150ZM15 88H16V90H15ZM31 88V89H30ZM51 88H53V89H51ZM55 88V89H54ZM117 88V89H116ZM165 88V89H164ZM177 88H179V89H181L180 91H181V93H179V91H177L178 89ZM1 89H3V90H1ZM18 89V90H17ZM75 89V90H74ZM154 89V90H153ZM172 89H173V91H172ZM175 89H177V90H175ZM5 90V91H4ZM7 90V91H6ZM12 90H14V92L12 91ZM31 90V91H30ZM35 90V91H34ZM112 90V91H111ZM10 91H12V92H10ZM116 91H118V92H116ZM164 91V92H163ZM32 92H34L33 94H34V96L35 97H33V94H32ZM110 92V93H109ZM169 92H171V94L169 93ZM178 92V93H177ZM5 93V94H4ZM111 93H113V95L111 94ZM154 93V92H153ZM153 93L151 94V99L149 100V105H148V110L150 111V113H147V115H150V116H144L145 118H143L144 120H146V121H148L147 119H148V117H150L149 119H151L152 121H150L149 123L151 124V127H154V128H156L157 127V121L159 122V123H161L162 122V119H164L163 118V116H164V113L162 114V109H160V110H157V109H155V112H153L154 110H152L153 109V107L152 106H156V104H158L157 103V101L154 99L155 97H157V96H155L154 97V95H153ZM155 93H157V92H155ZM15 94H16V96H15ZM38 94V95H37ZM158 94V93H157ZM176 94L178 95V97L176 96ZM251 94V93H250ZM250 94H248L247 96H246V99L245 100H243L244 102L242 103V105H244V106H246L247 104H248V106H246L247 108H249V105L251 106L250 108H252V109H257L258 107H257V104H256V101H257V99H258V97L257 96H259V94L257 93H252L253 95H250ZM255 94H256V96H255ZM31 95V96H30ZM114 95V98L112 97V99H110V103L109 104H107L106 106H105V109H103V105H104V103H102V102H94V101H92L91 103H92V105H91V103L89 102H86V101H81V102H83L82 104H80L81 102H79V104L77 105L78 107H79V105H81V109L79 108L78 110H79V115H81V111L84 109V111L86 110V108L88 109V107H89V110L91 109L94 113H95V111H98V115H96L95 117H93L92 119H94V120H97V121H104L105 119H102L101 120V117L102 118H106V116H109L110 115V117H112L113 119L115 118H118L117 116L115 117V115H116V113H115V111H114V109L116 108V109H118L119 108V105L121 106L122 104H123V102H122V100H121V98H117V96H115ZM184 95L185 96H187V95H189V96H187V98H186V104L184 105V106H188V109H193V110H195V111H193L192 110V113L194 112L195 113V116L197 117V119L198 120H195L193 123H195V124H193V123H191L190 122V120L191 121H193L194 120V118H196V117H194V113L192 114V115H190V113H188V111H186V109H187V107H182V104H184V101L182 100L183 98L182 97H184ZM182 97H181V101H183V103H181V106H180V108L182 109H185V112H187L186 113V116L184 115L185 114V112H184V114L182 113V116L181 117H184V118H186V119H184V120H186V121H181V119H180V122H181V124H180V128L182 129H180L181 131H183L182 132V134H184L185 132L187 133V134H185V136H182V134H180V132H179V130L177 131V133L179 132V134L181 135V137L182 138H185V139H183V142L184 143H181L180 141H182V138H181V140L178 138V137H180L179 135H178V137H177V139L179 140V143H181L180 145H181V147H179L178 149H177V146L179 145V143L176 141L177 139H176V134H175V132L173 133V140L172 141H174L175 139V141H174V145H175V143H177V145H176V149H177V151H176V149H175V151L177 152V154H175V156H177V158H178V160L176 159V157H175V159L177 160V162L179 161V160H181V159H183L184 158V162L182 163L181 161H183V160H181V161H179V163H181L180 165H179V169L178 170H176L175 172H174V177L175 178H173V176H171V177H168V176H166V177H164V179H165V181H164V179L162 178V179H160L159 180V182L160 183H157L158 181H157V177H159L158 176V174H157V172H158V170L160 171V172H158V173H161L162 171H163V169H165L166 168V165H167V163H165L166 162V160H164L163 158H162V160L160 161V159H161V157H165V156H161V155H164V153H165V151H163L162 152V150H161V148H162V143L164 142H161V138H159V137H157V138H154L153 139V143L154 144H152V142H151V144L152 145H150V147H149V149L151 150V153L149 152L150 150H148V154H147V159L149 158V160H148V162H150V164H149V166H150V168H151V166H152V170H153V168H154V172L155 171H157L156 172V174L157 175H151V176H153V177H151L150 175L149 176H144L143 174L141 175V174H139V175H137V177H136V180H138L137 182L138 183H140V180L142 179V181H147V182H150V183H152V181L154 182V183H156L155 185L152 183V186H154V188L151 186V189H148V191H150L151 193H158L159 191H161V190H171V189H173V188H176V186H177V188L176 189H182V187H178V185L179 186H181L180 185V183H181V180H177V177L178 178H180V176H181V174L182 175H184L185 173H187V174H190V173H188V171H190L191 170V173H193V172H196L200 167V164L203 162V163H205L204 161H202V159L201 158H203V155L205 154L206 156H209V158H213V160H212V162H211V160L209 159H207V158H205V160H208L207 162H209V163H213V161L216 159V160H218V161H220L221 159H222V155L220 154V153H218L217 151H216V149H215V146H214V142H213V139H212V136H213V124H212V122H211V119L208 117V115H207V111H206V109L202 106V105H200L196 100H195V98L193 97V95H191V94H184ZM176 96V97H175ZM249 96V97H248ZM169 97V98H168ZM252 97V98H251ZM34 98V99H33ZM190 98V99H189ZM30 99H32L31 101H30ZM116 99V100H115ZM188 99V100H187ZM254 99V100H253ZM34 100H37L36 102L34 101ZM108 100H109V98H108ZM185 100V99H184ZM192 100V101H191ZM247 100V101H246ZM115 101V102H114ZM173 100L171 99V101L170 102H172ZM253 101H255V102H253ZM87 104H86V103ZM152 104H151V103ZM175 102H177V101H175L174 100V103ZM192 102V103H191ZM54 103V101L52 102V104ZM112 103V104H111ZM156 103V104H155ZM245 103V104H244ZM67 104H69V102H67V101H65V102H62L60 105L62 106V107H65ZM114 104V105H113ZM117 106H116V105ZM153 104H155V105H153ZM3 105V104H2ZM13 105V104H12ZM18 105H19V103H18ZM17 104L15 105V106H18ZM22 105V104H21ZM21 105H19V106H21ZM24 105H22L21 107H19L18 106V110H20L21 109V111L22 110H24V109H27V107L25 106L24 107ZM33 105V106H32ZM85 105V106H84ZM95 105V106H94ZM199 105V106H198ZM76 106V107H77ZM88 106V107H87ZM98 106L100 107V108H98ZM109 106V107H108ZM151 106V107H150ZM198 106V107H197ZM22 107L24 108V109H22ZM34 107V108H33ZM77 107V108H78ZM97 107V108H96ZM114 107V109H112ZM193 107V108H192ZM102 108V109H101ZM108 110H110V109H112V111H108ZM157 108V107H156ZM27 109V110H28ZM187 109V110H188ZM27 110H24L25 112H24V115L26 114V112L28 113V111ZM101 110H103V111H101ZM31 111H29L30 113H31ZM83 111V112H84ZM148 111V112H149ZM190 111V110H189ZM199 111V112H198ZM101 112V113H100ZM151 112H152V115H151ZM34 113V114H35ZM111 113H113V114H111ZM198 113V114H197ZM78 114V113H77ZM115 114V115H114ZM153 114H155V115H153ZM200 114H202V115H200ZM27 115V114H26ZM25 115V116H26ZM102 115V116H101ZM114 115V116H113ZM28 116V115H27ZM157 116L159 117L158 119H157ZM191 116H193L194 118L192 119L191 118ZM202 116V117H201ZM204 117V118H203ZM132 120V118H127V119H125V120H127V122L129 121V120ZM157 119V121H155ZM202 119H203V121H202ZM183 120V119H182ZM46 121H48L47 123H46ZM123 121H124V119H123ZM161 121V122H160ZM197 121V122H196ZM45 122V123H44ZM56 122V123H55ZM116 131L117 132H120V131H126V124H125V122L126 121H124V123L123 124H125V125H123L126 129H120L121 127H123V126H121L120 125V121L119 120H117L116 119ZM186 122V123H185ZM155 123V124H154ZM183 123H185V125L183 124ZM190 124V125H189ZM193 124V125H192ZM184 125V126H183ZM49 126H46V127H49ZM183 126V127H182ZM197 126V128H201V129H204V130H201V129H199V131H200V133H201V135L200 136H197V137H192V135H191V133L188 131V129L189 128H194V127H196ZM123 127V128H124ZM186 128V129H184L183 130V128ZM54 128V129H53ZM197 128H194V129H197ZM50 129H52V130H54L55 132H52V130H50ZM57 129V130H56ZM60 129V130H59ZM118 129V130H117ZM177 130V129H176ZM61 131V132H60ZM61 134V135H60ZM175 134V135H174ZM60 136V137H59ZM263 138H264V132H263ZM53 137V138H52ZM43 138H48V139H53V140H43ZM159 138V139H158ZM163 140V139H162ZM194 141V142H193ZM155 142H156V144H155ZM157 142H159V143H157ZM124 143V142H123ZM161 143V144H160ZM203 143V145L201 146V144ZM58 144V147L60 146ZM198 144V145H197ZM127 144L125 143V144H123V146H124V148H125V151L126 152H124V153H126L125 155H128L130 152H131V150H132V148H131V145L130 144H128L127 146H126ZM160 147H159V146ZM184 145V146H183ZM186 145V146H185ZM46 146V145H45ZM153 146H154V148H153ZM182 146H183V148H182ZM197 146H200V147H198L197 149H203V150H201V152H200V150L199 151H197L196 150V148L195 147H197ZM130 147V148H129ZM158 147L160 148V149H158ZM55 148H57V145H55L54 146V149ZM158 149V150H156V149ZM164 148V147H163ZM184 149L185 150H187L186 151V153H188V152H190V153H193L196 157L193 159L194 161H197L195 164V166L193 165L192 166V168H190V167H187V163L186 162H188L190 159H188V157L186 156V154H185V151H184ZM193 149H195V151L193 150ZM50 149H48V151H49ZM57 150H58V152H59V156H60V158L63 160L64 159V157L66 156V153L64 152V151H62L61 152V149H60V147L58 148V149H55L54 151L55 152H57ZM154 150V151H153ZM156 150V151H155ZM161 150V152H159ZM180 150H182L181 152H180ZM194 151V152H193ZM203 151H205V153H203ZM50 152V151H49ZM52 152V151H51ZM158 152H159V155H157L158 154ZM180 152V154H182L183 152H184V154H182V155H180V154H178ZM197 152V153H196ZM161 153H163V154H161ZM200 153H201V156H200ZM203 153V154H202ZM161 154V155H160ZM186 156V158L188 159V160H186L185 161V156ZM189 155V154H188ZM194 155H192L191 154V159L194 157ZM204 155V156H205ZM184 156V157H183ZM155 157H156V159H155ZM159 157V158H158ZM201 157V158H200ZM110 159H112V156H110L109 157ZM196 158H197V160H196ZM152 159V160H151ZM199 159H201V162L199 161ZM156 160H158V161H156ZM204 160V159H203ZM154 161H156V162H153ZM152 162V163H151ZM197 163H199V165H197ZM202 163V165H204ZM215 163H217V161L215 162ZM164 164V165H163ZM206 164V163H205ZM156 165V166H155ZM184 167H183V166ZM158 166V167H157ZM162 167H163V169H162ZM187 167V168H186ZM196 169H195V168ZM113 168L114 169H116L115 170V172H114V174H115V176H117V172L118 171H122V172H124V171H126V166L125 165H120V164H117V163H115L114 165H113ZM118 168V169H117ZM157 170H156V169ZM161 170H160V169ZM188 168H190V169H188ZM185 169V170H184ZM193 169V170H192ZM180 170V172H177V171H179ZM195 170V171H194ZM59 170L56 168V172L57 173H55L56 175L54 176V173H52V177H51V175L49 176V175H47V178L46 177H44L43 178V180H42V178L41 177H43V175L44 176H46V173L47 172H40V173H38L37 175H36V177H39V180L36 182V180L34 181V179L32 178V176L33 175H35V173L33 174V173H24V172H18V173H12V172H9L8 171V174H7V172L5 171V172H0V173H2V174H0V258H4V256H5V254H7V256L9 257V258H11V259H16V260H18V261H20L21 262V264H34V262L35 263H37V264H87L88 262H89V264H90V261H86V260H90V255L87 257L86 255L88 254V252H90V250L89 251H86L87 249H91L90 248V244L92 243L91 242V239L89 240L88 238H87V236H86V231H88V230H90V226H91V222H92V215H90L89 213H88V215H87V213H86V210H88L89 209V206H87V200H84L85 202L83 203V201H82V199H87V198H85V197H83V196H80L81 194H79V192H77V191H81V188L83 189V188H88V189H86V191H85V189H84V193L83 194H87V196H89L90 197V195L89 194H92L90 191H92V190H90V188H89V182H90V185H92L93 186V193L94 194H92V195H95V192H96V197L97 196H99V193H98V191L96 190V184H97V180L95 179V175L91 172V171H89V170H84L82 173H80V174H78L79 175V177L81 178V175H83V178L85 177L86 178V182H87V184H85L86 182H84L83 183V185L82 186H84V187H78V185L76 184V185H73V187H74V189H73V187H72V184H69V183H67V186L68 185H70L68 188H67V190L65 191V188L64 187H66V186H63V190L59 193L60 195H62L63 196V198H65V196H66V198H65V200H63L62 201V205H64V201H66L67 200V203H66V208H65V206H63V209H65L64 210V213L63 214H65V211H66V209H67V213H68V215H64V216H62V215H60L59 214V212H58V210L60 209V208H62V206L61 207H58V202L57 201H59V204H60V200H62L60 197L61 196H59V194L57 193V192H59L57 189H59V187H61L60 185L58 186V187H56L57 189L55 190V186H57V183H59L60 181V179H61V175L59 174V173H61V172H58ZM193 171V172H192ZM181 172H183V173H181ZM12 173V174H11ZM44 173V174H43ZM179 174V175H177V174ZM181 173V174H180ZM13 175V176H11V175ZM17 174V175H16ZM28 174H30L31 175V177H30V179L29 178H27L26 176H29ZM40 174V175H39ZM43 174V175H42ZM48 174V173H47ZM62 174V173H61ZM5 175H7V176H5ZM11 177H10V176ZM39 175V176H38ZM77 174L75 175V174H72V176L74 177V176H78ZM16 176V179H17V181H16V179L15 178H13V177H15ZM140 177V179H139V177ZM157 176V177H156ZM177 176V177H176ZM25 177H26V179H25ZM78 177V178H79ZM152 178V179H149V178ZM156 177V178H155ZM6 178V179H5ZM13 180H12V179ZM31 178H32V180H31ZM46 178V181H45V183H44V179ZM81 179V180H83V181H85V179ZM169 178H171V179H169ZM21 179V180H20ZM54 179V181L52 182V180ZM144 179V180H143ZM148 179V180H147ZM155 179V180H154ZM176 179V180H175ZM24 180V181H23ZM27 180V182H25ZM30 180V181H29ZM49 180V181H48ZM51 180V181H50ZM94 180V181H93ZM150 180V181H149ZM152 180V181H151ZM10 181V182H9ZM12 181V182H11ZM22 181V182H21ZM34 181V184L32 183L31 185L32 186H28L29 184H28V182L30 183V182H33ZM141 181V182H142ZM155 181H157V182H155ZM167 181V182H166ZM173 181V182H172ZM176 181V182H175ZM19 182V183H18ZM37 183V186H36V188L34 187V191H33V186ZM51 182V183H50ZM175 182V184H174V186L175 187H172V185H173V183ZM5 183H6V185H5ZM9 183H10V185H9ZM12 183V184H11ZM23 183H24V185L25 186H28V187H26V189L28 188L29 190H30V188H32L31 189V191L32 192H34V193H32V192H30L29 190H27L26 191V189L24 188L25 186L23 185ZM42 183V184H41ZM53 183V185H55V186H51L50 184H52ZM56 183V184H55ZM118 183L120 184V182L118 181ZM165 183V184H164ZM170 183H171V185H170ZM16 184V185H15ZM21 184V185H20ZM27 184V185H26ZM38 184H39V186H38ZM47 186H46V185ZM158 184V185H157ZM164 184V185H163ZM182 184V183H181ZM250 184H252L251 182H248L247 184H245V186L247 185V187H244L245 188V192L248 194V192L250 191L251 193H252V197L253 198H250L251 197V195H249V194H251V193H249L248 194V197L250 198V199H252L251 200V202H253V203H251L250 201H248L246 198V202H248V209H250L249 211H248V209H246L247 207L245 206V204L242 206V208H243V210L241 211L240 210V212H243L244 214H241V215H243V217L240 219V217L238 218L237 217V221L239 220V224L237 225V228H235L234 230H232V231H240V230H238V229H241V226L243 225V220L244 221H247V222H249L250 221V218H252V220H254L256 217V222H259L260 223V220H263L264 218H262V215H263V217H264V212L263 211H261L262 210V208L261 207H259L260 206V202H262L263 203V201H262V197H263V199H264V196H262V195H264V188H263V186L259 183V184H256V185H254V184H252V187L250 186ZM11 185H13L12 187H11ZM14 185H15V187H14ZM42 185V186H41ZM43 185H44V187H46V190L48 191H46V190H44V187H43ZM86 185L88 186V187H86ZM260 185V186H259ZM8 186V187H7ZM10 186V187H9ZM20 186V187H19ZM51 186V188L50 189H48L49 187ZM76 186H77V188H76ZM255 188H254V187ZM257 186V187H256ZM41 187H43V188H41ZM158 187V188H157ZM41 188V189H40ZM72 188V189H71ZM243 188V189H244ZM246 188H249V189H247L246 190ZM259 189L258 190V193L259 192H261V194H258V193H256L257 191L255 190V189ZM25 189V190H24ZM37 189V190H36ZM40 189V190H39ZM51 189H53V190H55L56 192V194H58L57 196H55V194H54V191H52ZM62 189V187L60 188V190ZM154 189H157V190H154ZM252 189V190H251ZM44 190V191H43ZM88 190H90L89 192H88ZM28 191L31 193V199H30V197L28 198L27 197V195H30V193L28 194ZM36 191V192H35ZM40 191V192H39ZM65 193H64V192ZM244 191V190H243ZM43 192V193H42ZM46 192V193H45ZM50 192V193H49ZM87 192V193H86ZM6 193H7V195L8 196H11V197H9L8 198V196L6 195ZM24 193H27V194H24ZM37 193V194H36ZM40 193V194H39ZM52 193H53V195H52ZM62 193V194H61ZM63 193H64V195H63ZM10 194V195H9ZM11 194H13V195H11ZM42 194V195H41ZM45 194H47L48 195V197H46L47 195H45ZM51 194V195H50ZM82 194V195H83ZM245 194V193H244ZM256 194H258V195H256ZM24 195V196H23ZM32 195H33V197H32ZM41 195V196H40ZM50 195V196H49ZM259 195L261 196L260 198V201H258V199L257 198H259ZM36 196V197H35ZM46 198H45V197ZM77 196H80V199H81V197H83L82 199H81V201H80V199L78 198V201H76L75 199L77 198ZM258 196V197H257ZM23 197H24V199H23ZM57 197V198H60V200H58L57 198L55 199V198ZM246 197H247V195H246ZM11 198H13V199H11ZM14 198H16V199H14ZM32 200V202H28V200ZM38 198V199H37ZM47 199H49V200H47V202H46V200ZM51 198H53V199H51ZM256 198V199H255ZM18 199V200H17ZM21 199V200H20ZM40 199V200H39ZM143 199H144V195L143 194H140V195H137V196H135L134 197V200H133V203H134V205H133V209L134 210H132V212H133V217H132V220H133V222L132 221H127L126 220V222H123V225H125V229L126 230H130L131 231V229L133 230L132 232H137L138 234H139V239H138V241L137 240H135V243L137 244V242H138V244L137 245H139V246H141V247H146L147 246V244H148V240L146 239V238H144L143 236H142V232H141V230H142V228H141V225L139 224V219L141 218V217H143V216H145L146 215V210L145 209H143L140 205L142 204V203H140V202H142L143 201ZM10 200H12V201H10ZM23 200H25V201H23ZM35 200V201H34ZM37 200V201H36ZM53 200H55V201H53ZM18 201V202H17ZM39 201V202H38ZM255 201H257V203L255 202ZM51 204H50V203ZM55 204H53V203ZM57 202V203H56ZM249 202H250V204L251 205H249ZM258 202L260 203V204H258ZM1 203H3V205L1 204ZM35 203V204H34ZM37 203V204H36ZM47 203V204H46ZM136 204H137V207H136ZM257 204H258V206H257ZM4 205H5V207H7V208H5L4 207ZM37 205V206H36ZM89 205V204H88ZM56 206V207H55ZM139 206V207H138ZM252 206V207H251ZM256 206V207H255ZM254 207V208H253ZM259 207V208H258ZM5 210H4V209ZM52 208H53V212L51 213V210H52ZM252 208V209H251ZM261 208V209H260ZM255 209V210H254ZM259 210V216H256V217H254L255 215H253V213H254V211H257L258 212V210ZM4 210V211H3ZM264 210V209H263ZM27 211H28V216H27ZM59 211H61V210H59ZM245 211H246V213H245ZM13 213V215H12V213ZM62 212V211H61ZM201 214H200V213ZM198 213L200 214V215H203V214H205V211L204 210H200ZM251 212V213H250ZM253 212V213H252ZM257 212H255L256 213V215H257ZM26 213V215H24ZM57 213V214H56ZM143 213H144V215H143ZM249 213V214H248ZM51 214V215H50ZM56 214V215H55ZM23 215H24V217H23ZM31 215V216H30ZM33 215V216H32ZM89 216V217H87V216ZM96 217H94V218H97V219H93L94 221H98L99 219V217L97 216V214H94ZM143 215V216H142ZM245 215L247 216V217H245ZM250 215V216H249ZM260 215H261V217H260ZM27 216V217H26ZM51 216V217H50ZM53 216V217H52ZM90 216H91V218H90ZM15 217V218H14ZM25 217H26V219H28V221L27 220H25ZM29 217V218H28ZM82 217V218H81ZM138 217V218H137ZM185 217V218H184ZM184 217H179L178 218V223L179 224H177L175 227H174V229L172 230V234H171V237L172 238H175V236H176V233L179 231V230H177V229H181L180 227H184V229H186L187 227H188V231H192V230H189L190 228L192 229L193 227L195 228V229H193V230H196L197 231V229H198V227H197V224H196V221H194L193 219H192V215H190L189 214V217H188V214L187 215H185ZM186 217H187V219H186ZM245 217V218H244ZM254 217V218H253ZM17 218L19 219H22V221L19 219V220H17ZM134 218V219H133ZM190 218V219H189ZM262 218V219H261ZM13 219V220H12ZM24 219V220H23ZM82 219V220H81ZM91 219V221L89 222V220ZM182 219V220H181ZM184 219H185V221H184ZM243 219V220H242ZM260 219V220H259ZM30 220V221H29ZM138 220V221H137ZM242 221V223H241V221ZM259 220V221H258ZM192 221H194V225H192ZM89 222V223H88ZM130 222V223H129ZM135 222V223H134ZM182 222V223H181ZM184 222V223H183ZM251 222V221H250ZM127 223V224H126ZM133 223H134V225H133ZM252 223V224H251ZM250 223V228L252 227L253 228V225H255V224H253V222H251ZM255 223V222H254ZM258 223V224H259ZM263 223H264V220H263ZM180 224H181V226H180ZM257 224V223H256ZM255 225L256 226V228L257 227H259L260 228V230L264 233V224H262V223H260L261 224V226H262V228H263V230H262V228L259 226V225ZM10 225V226H9ZM88 225V227L86 228V226ZM130 225V226H129ZM140 225V226H139ZM187 225V226H186ZM196 225V226H195ZM13 226V227H12ZM84 226V227H83ZM131 226H134V228L133 227H131ZM191 226H193V227H191ZM15 227V228H14ZM8 228V229H7ZM83 228H86V231L85 230H83ZM131 228V229H130ZM197 228V229H196ZM248 229V227H245V228H243V230L245 231V229ZM251 228V229H252ZM255 228V227H254ZM254 228L251 230V232H249L247 229H246V234H248V232L250 233L249 235H247V236H250L251 234H252V232L254 231L255 232V234L254 235H256V237L258 238V240L259 239H261V235H263L264 236V234L263 233H260L261 231L260 230H258V231H260V232H258L259 233V235L261 236L260 238L258 237V235H257V231H255L254 230ZM107 229L109 230V228H108V226H107ZM14 230V231H13ZM108 230H106L107 232H108V234L110 233ZM29 231H30V235L28 234L29 233ZM173 231L174 232H176V233H174L173 234ZM232 231H230V234L229 233H227V235H231V233H232ZM141 232V233H140ZM194 232V231H193ZM193 232L192 233H190L189 234V238H192L193 237V235H192V237H191V234H193ZM253 232V233H254ZM7 233V234H6ZM88 233H89V231L87 232V235H88ZM195 233V232H194ZM200 233V232H199ZM107 234V235H108ZM129 234H130V232H129ZM197 234V233H196ZM194 235L195 237H193L192 239H190L191 241H195V239L197 238V235ZM239 234H240V232H239ZM10 235V236H9ZM20 235H22V236H20ZM32 235V236H31ZM105 235V234H104ZM240 235H243V238L245 239L246 238V240H247V242L246 243H248L249 245H251V246H253L252 244L253 243H251V242H253V241H248V240H251V238H252V240L254 239L255 240V243L254 244H257V243H259V241H261V240H259L258 242H257V238L255 239L252 235H251V237H249V239L247 238V236L245 235V234H243V232H241V234ZM245 235V236H244ZM13 236V237H12ZM89 236V238H90V234L88 235ZM112 236V238H110V240H109V243H108V245H107V247L105 246V248L106 249H104V251H105V255L106 256H111L110 258H108V259H111V258H113V261H114V263L115 262H118V261H120V260H123V258L125 259V256L127 255V253H128V255H129V251L126 249L125 251H123L122 252V254H120L119 256H118V260H116V258H117V256H113V251H114V248L116 247V245H115V243H116V240H117V238L119 237V236H116L115 234H112L111 235ZM22 237V238H21ZM31 237V238H30ZM114 237V238H113ZM33 238V239H32ZM141 238H143V239H141ZM172 238H169V239H171L172 240ZM262 238H264V237H262ZM86 239L88 240V244L86 245V243H87V241H86ZM145 239H146V241H145ZM169 239H167L166 241H168ZM32 240H34L33 242H35V243H32ZM170 240V241H171ZM3 241V242H2ZM6 241V242H5ZM37 241V242H36ZM42 241V242H41ZM90 241V242H89ZM115 241V242H114ZM263 242H264V239L262 240ZM261 241V242H262ZM41 242V243H40ZM260 242V243H261ZM90 243V244H89ZM30 244H33V245H30ZM35 244V245H34ZM27 245V246H26ZM28 245H29V247H28ZM145 245V246H144ZM109 246V247H108ZM157 246H159V247H157ZM89 247V248H88ZM114 247V248H113ZM156 247V248H155ZM261 249L263 250L264 248V244H261ZM162 248H163V245H161V244H158V245H156V246H154L153 247V249L151 250L152 251V256H154V257H156V258H153V259H148V258H146V255L145 254H147V253H144V254H140L138 257L140 258V260L142 261H144L145 262V264H149V262L150 263H154V264H158L159 263V261H160V259L158 258L160 255L162 256L163 255V252L161 253V251H163L162 250ZM109 250V251H107L106 252V250ZM164 249V248H163ZM209 249V248H208ZM208 249H206L208 252H209V250ZM3 250V251H2ZM128 251V252H127ZM205 251V250H204ZM34 252V253H33ZM36 252L37 253H39V254H37L36 255ZM32 253V254H31ZM197 251H193V257L195 256V255H197V256H195V258L196 259H190V263L189 264H200V263H202L203 262V260L204 259H207V257H208V255H207V253L205 254V252H202V254L200 255V252H198L197 254ZM34 254V255H33ZM209 254V253H208ZM40 257H39V256ZM127 255V256H128ZM206 255V256H205ZM37 256V257H36ZM158 256V257H157ZM191 256H192V254H191ZM31 257V258H30ZM129 257H130V255H129ZM206 257V258H205ZM35 260H34V259ZM39 258V259H38ZM119 258H121V259H119ZM145 258H146V260H145ZM158 258V259H157ZM172 258H174L173 256H172ZM171 258V260H169L168 261V263H166V264H175V258L174 259H172ZM198 258V259H197ZM202 258H204V259H202ZM202 259V260H201ZM39 260H42V261H39ZM149 260V261H148ZM151 260V261H150ZM195 260H198V262H196ZM217 260V259H216ZM216 260H214L215 262H216ZM31 261V262H30ZM111 262H112V259L110 260ZM124 261V260H123ZM127 260H125V262H126ZM214 261H212V263L211 264H213V262ZM218 261V260H217ZM111 262L109 263V264H111ZM124 262V263H125ZM114 263H112V264H114ZM128 263H130V264H132V262H126L125 264H128ZM152 263V264H153ZM217 263V262H216ZM216 263H214V264H216ZM219 264V263H218Z\"/></svg>","mask_w":264,"mask_h":264},{"label":"snow or ice","instance_id":"3","mask_svg":"<svg viewBox=\"0 0 264 264\" xmlns=\"http://www.w3.org/2000/svg\"><path fill=\"white\" fill-rule=\"evenodd\" d=\"M131 6L134 9L141 11L142 13H145L149 10L156 11V6L154 4H152L151 2L145 3V0H134V3ZM21 7L26 9V8L30 7V5L27 3V0H25L24 4L21 5ZM178 63H179V61H178ZM188 131L191 133L193 138L201 135V133L198 129L189 128ZM197 150H199V149H197ZM260 207L262 209H264V203H262L260 205ZM128 259H129V256H125V260H128ZM0 264H21V262L16 260V259H11L7 256V254H5L4 258H0ZM133 264H145V262L141 261L139 259V257H136L135 260L133 261Z\"/></svg>","mask_w":264,"mask_h":264}]
</instances>
